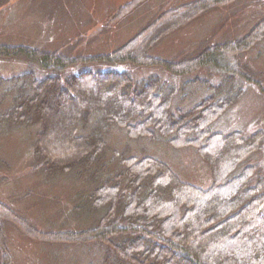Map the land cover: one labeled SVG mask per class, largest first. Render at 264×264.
Masks as SVG:
<instances>
[{"label":"trees","instance_id":"16d2710c","mask_svg":"<svg viewBox=\"0 0 264 264\" xmlns=\"http://www.w3.org/2000/svg\"><path fill=\"white\" fill-rule=\"evenodd\" d=\"M11 1L0 0V5ZM147 1L125 3L101 30ZM236 1L193 0L162 8L111 52L0 44V58L21 57L46 72L42 78L33 69L23 74L25 81L0 113V121L10 128H38L35 170L49 179L71 175L89 186L74 207L86 224L78 230L40 231L0 202L1 264H11L4 234V224L10 221L33 239L100 246L99 264H264V130L248 135L214 128L241 96L233 82H251L264 94V79L252 77L240 60L264 41V15L242 37L208 41L194 53L173 58L155 52L172 33ZM85 38L80 36V43L90 39ZM80 66L87 68L68 73ZM142 68H159L178 78L206 70L231 87L222 95L219 87L186 109L176 102L169 82L138 77L135 69ZM112 126L130 139L194 148L210 166L211 186L205 189L183 180L170 164L152 155L122 162L107 159L106 136Z\"/></svg>","mask_w":264,"mask_h":264},{"label":"rangeland","instance_id":"374dc122","mask_svg":"<svg viewBox=\"0 0 264 264\" xmlns=\"http://www.w3.org/2000/svg\"><path fill=\"white\" fill-rule=\"evenodd\" d=\"M129 1L12 0L0 5V44H22L82 54L111 52L145 27L162 8H174L193 0H149L124 20L101 30L116 10ZM263 15L264 0H238L210 11L172 33L155 52L173 58L183 52L194 53L208 41L242 37ZM80 36L90 39L80 43ZM240 60L252 77L264 79V41L244 52ZM113 67L122 69L121 66ZM84 68L87 67H75L68 73L77 74ZM30 69L35 70L38 77L46 75L24 58H0V113L12 104L16 89L25 81L23 74ZM135 71L138 77L158 76L162 82H169L175 87L176 102L184 104L186 109L216 94L219 87L221 95L231 87L222 77L206 70L182 78L170 76L159 68ZM233 85L235 90H240L241 96L214 128L222 132L238 130L248 135L264 130V94L251 82L236 80ZM37 129L32 126L10 128L0 121V202L9 205L40 231L85 228L84 216L74 211V207L79 193H86L89 186L84 179L71 175L49 179L33 168ZM106 138L107 159L116 158L122 162L132 156L152 155L170 164L187 182L205 189L212 184L209 164L192 147L175 148L165 140L143 137L130 139L126 131L117 126L110 128ZM4 234L11 264H99V257H102L100 246L62 245L33 239L11 221L4 224ZM1 257L0 251V264Z\"/></svg>","mask_w":264,"mask_h":264}]
</instances>
